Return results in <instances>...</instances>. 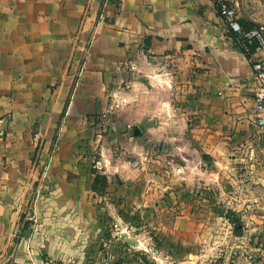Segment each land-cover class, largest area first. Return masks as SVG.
I'll list each match as a JSON object with an SVG mask.
<instances>
[{"label": "crops", "instance_id": "obj_1", "mask_svg": "<svg viewBox=\"0 0 264 264\" xmlns=\"http://www.w3.org/2000/svg\"><path fill=\"white\" fill-rule=\"evenodd\" d=\"M229 3L242 29L264 36V0ZM254 56L264 65V46ZM165 61L183 94L143 101L157 108L141 117L143 138L197 157L196 175L179 179L188 203L221 210L209 219L222 264L264 262L256 83L211 0H0V264H146L125 229L99 228L82 141L93 136L95 114L127 102L119 89L130 75L151 70L137 85L167 91Z\"/></svg>", "mask_w": 264, "mask_h": 264}, {"label": "rangeland", "instance_id": "obj_2", "mask_svg": "<svg viewBox=\"0 0 264 264\" xmlns=\"http://www.w3.org/2000/svg\"><path fill=\"white\" fill-rule=\"evenodd\" d=\"M161 67L172 73L162 78L161 85L168 86L167 91L154 92L150 86L137 85L139 81L149 83L151 70L149 77L144 72L130 75L119 89L127 102L93 116L92 139L82 141V176L97 196L99 228L105 235L111 229H125L130 245L139 246L136 253L146 264H222L217 221L209 219V211L221 210L199 200L188 203L185 182L179 179L186 181L196 175L191 168L197 166V157L189 161L174 150L172 142L143 138L142 129L149 124H143L141 117L157 109L142 105L143 101L168 102L183 94L179 88L175 92V85L180 83L174 78L175 65L165 61ZM138 128L140 138L136 137ZM55 145L54 141L52 150ZM189 209L195 213L190 220ZM112 213L124 219L112 220ZM234 226L238 230L239 222Z\"/></svg>", "mask_w": 264, "mask_h": 264}, {"label": "built area", "instance_id": "obj_3", "mask_svg": "<svg viewBox=\"0 0 264 264\" xmlns=\"http://www.w3.org/2000/svg\"><path fill=\"white\" fill-rule=\"evenodd\" d=\"M211 1L218 15L226 22L229 29L235 33L237 43L252 67V75L256 83L253 94L256 114L254 123L259 129H264V65L262 61L254 56V53L264 46L262 29H242L235 19L234 9L230 5L229 0ZM252 45H254L253 51H251ZM258 264H264V262H259Z\"/></svg>", "mask_w": 264, "mask_h": 264}, {"label": "trees", "instance_id": "obj_4", "mask_svg": "<svg viewBox=\"0 0 264 264\" xmlns=\"http://www.w3.org/2000/svg\"><path fill=\"white\" fill-rule=\"evenodd\" d=\"M253 50H254V45H252V47H251V51H253ZM93 190H94V188H93ZM235 233H239V231L235 229Z\"/></svg>", "mask_w": 264, "mask_h": 264}]
</instances>
